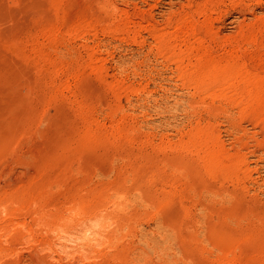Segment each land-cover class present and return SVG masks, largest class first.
Instances as JSON below:
<instances>
[{"label": "rangeland", "instance_id": "1", "mask_svg": "<svg viewBox=\"0 0 264 264\" xmlns=\"http://www.w3.org/2000/svg\"><path fill=\"white\" fill-rule=\"evenodd\" d=\"M0 264H264V0H0Z\"/></svg>", "mask_w": 264, "mask_h": 264}, {"label": "bare ground", "instance_id": "2", "mask_svg": "<svg viewBox=\"0 0 264 264\" xmlns=\"http://www.w3.org/2000/svg\"><path fill=\"white\" fill-rule=\"evenodd\" d=\"M9 217V216H8Z\"/></svg>", "mask_w": 264, "mask_h": 264}]
</instances>
